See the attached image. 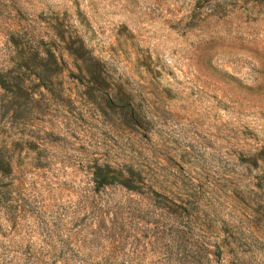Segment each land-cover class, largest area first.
<instances>
[{
  "label": "rangeland",
  "instance_id": "374dc122",
  "mask_svg": "<svg viewBox=\"0 0 264 264\" xmlns=\"http://www.w3.org/2000/svg\"><path fill=\"white\" fill-rule=\"evenodd\" d=\"M9 73L0 264H264V0H0Z\"/></svg>",
  "mask_w": 264,
  "mask_h": 264
},
{
  "label": "trees",
  "instance_id": "16d2710c",
  "mask_svg": "<svg viewBox=\"0 0 264 264\" xmlns=\"http://www.w3.org/2000/svg\"><path fill=\"white\" fill-rule=\"evenodd\" d=\"M3 74H0V86L3 87L6 91L14 92V89L20 90L21 86L17 84V82H12L15 77L12 76L10 73L3 77ZM7 165V164H6ZM110 170L104 169L102 167L97 168L96 172L94 173L95 181L97 182L98 187H104L114 182H117L124 186L125 188L132 187L130 184V180L128 179H120L115 178L114 176L109 175ZM111 173V172H110ZM0 175H7V168L5 166V162L0 161Z\"/></svg>",
  "mask_w": 264,
  "mask_h": 264
}]
</instances>
